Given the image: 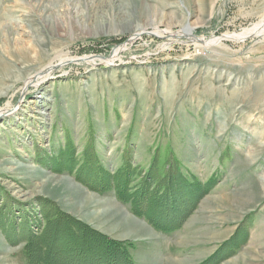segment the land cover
I'll list each match as a JSON object with an SVG mask.
<instances>
[{
    "label": "rangeland",
    "instance_id": "obj_1",
    "mask_svg": "<svg viewBox=\"0 0 264 264\" xmlns=\"http://www.w3.org/2000/svg\"><path fill=\"white\" fill-rule=\"evenodd\" d=\"M58 211L52 264H264V0H0V264Z\"/></svg>",
    "mask_w": 264,
    "mask_h": 264
},
{
    "label": "trees",
    "instance_id": "obj_2",
    "mask_svg": "<svg viewBox=\"0 0 264 264\" xmlns=\"http://www.w3.org/2000/svg\"><path fill=\"white\" fill-rule=\"evenodd\" d=\"M97 160H98V158H97ZM126 166H128L127 164H126ZM127 168V167H126ZM96 171H97V169H95ZM99 170V169H98ZM126 170V169H125ZM95 171V172H96ZM121 172H124V171H121ZM99 173H100V171H99ZM121 174V176H123L124 177V173H120ZM127 175H129V173L127 174ZM149 174H147V176H148ZM172 177V179L170 180V178ZM169 176V174L167 175V179H166V187H165V191L160 195V197H159V203H157V205H154L153 207H155V206H157L156 207V210L155 211H153L154 213H156L157 214V217H158V213L159 214H162L163 213V211H161L160 210V208L161 207H159V205H161V204H164V206H166V204H165V199H167V200H170L171 202L174 200V193H172L173 191H174V188H173V190H169V187L171 188L176 182H178V183H182L183 182V180L181 179V176ZM93 180H91L92 181V183H91V185H92V187L95 185V179L94 178H92ZM147 182V181H146ZM212 182H213V180H212ZM89 185H88V187H91L90 186V182H87ZM184 183V182H183ZM148 184V183H147ZM203 186V190L204 191H202V193L204 192H207V190H208V188H210L211 186H210V184L208 183V184H205V185H202ZM91 187V188H92ZM148 187H149V190H151L152 191V187H151V185H149L148 184ZM151 187V188H150ZM108 188H114V194H115V196H116V198L120 201V202H123V203H126V202H132L133 200H134V193H130L129 191H130V189L128 190V188H127V186H126V184H125V186H124V189H120V187L118 186V188H116L115 186H109ZM198 191H201L199 188H197V187H195ZM136 198V197H135ZM158 198V197H157ZM157 198L156 197H154V198H152L151 197V199H150V201L152 202V201H157ZM175 201V200H174ZM162 206V205H161ZM162 207V209L164 210V208L165 207ZM159 209V211H158V213H157V210ZM152 210H154V209H152ZM59 212V211H58ZM164 212L166 213V211L164 210ZM164 213V214H165ZM135 216H137V217H141V218H143V219H145L147 222L149 221V223L151 222V223H153V224H157L158 225V218L155 216V218H153L151 215H153V213H151L150 214V209L148 210V211H143V209H142V211L141 210H135ZM139 214V215H138ZM167 215V214H166ZM66 216H64V215H61V213L59 212L56 216H54L53 218L51 217V218H43V220H42V224H41V226H42V229H41V231H40V235H34L33 237H34V241H35V246H39L40 247V250L38 251L37 249H36V253H33V250H32V246L34 245V242H33V240H31V235H27V238H30V239H26L25 240V242H26V248H25V250H26V252H27V254H26V259L28 260V262H29V264H52V262H49V257H50V251L51 250H49V249H51V248H49V246L48 245H45L44 246V238L45 237H47L48 236V228H50V226L49 225H53V224H56V225H65V224H70L67 220H66ZM46 221V222H45ZM54 222V223H53ZM52 223V224H51ZM73 227H63V229L65 230V228H70L69 230H70V232L72 233V234H77V237H75L74 235V237L76 238V239H81V238H83V239H85L84 238V236H85V233L83 232V233H79L78 231H77V228L73 225V224H71ZM160 226V225H159ZM166 228H168V229H170L169 227H166ZM73 231V232H72ZM83 234V235H82ZM32 235H33V233H32ZM60 234H57V235H54L53 237H52V239L54 240H52L53 242H57V245L58 246H60V248H61V246H63L62 248L64 249V244L65 243H68V244H70L71 246H73L74 247V245L72 244V243H74L73 241H71V240H69V242H67V240L65 239V237H64V239H65V241L66 242H62L61 241V239H59L60 238ZM62 237V236H61ZM74 237H72V240H74ZM33 239V238H32ZM105 240V241H104ZM102 242H101V245L103 244V247H104V245H105V248L107 249V250H109V251H112L113 253H116L115 251H114V249H119V247L120 248H122L119 244H116V243H113V242H111V241H109V240H106V239H104ZM52 242V243H53ZM57 246V247H58ZM38 247V248H39ZM65 247H67L68 248V246H65ZM73 247H70V248H72L73 249V251L74 252H77L76 251V249L75 248H73ZM57 250V249H56ZM56 250H53V252H55ZM58 251V250H57ZM232 251V250H231ZM59 252V251H58ZM228 252H230V251H228ZM118 253V255L120 256V254H119V252H117ZM121 253H125L124 251H122ZM115 256V255H114ZM35 258V259H34ZM122 258H123V256H122ZM71 262V264L73 263V260L72 259H67V262H65V263H70Z\"/></svg>",
    "mask_w": 264,
    "mask_h": 264
},
{
    "label": "bare ground",
    "instance_id": "obj_3",
    "mask_svg": "<svg viewBox=\"0 0 264 264\" xmlns=\"http://www.w3.org/2000/svg\"><path fill=\"white\" fill-rule=\"evenodd\" d=\"M188 30H189V29H188ZM188 30H187V31H188ZM236 39H237V38H236ZM236 39H235V40H236ZM203 43H205V42H203ZM210 43H211V42H210ZM212 43H213V42H212ZM208 45H210V44H208ZM211 45H212V44H211ZM206 46H207V45H206ZM87 59H88V58H86L85 60H87ZM94 59H95V58H94ZM94 59H89L88 61H95ZM100 62L105 63V62H103V61H100ZM108 62H109V61H108Z\"/></svg>",
    "mask_w": 264,
    "mask_h": 264
}]
</instances>
